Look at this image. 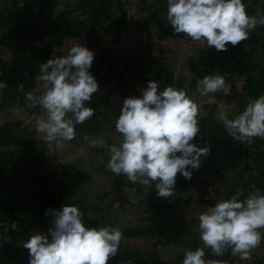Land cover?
I'll return each mask as SVG.
<instances>
[{
    "label": "crops",
    "instance_id": "0c3cea01",
    "mask_svg": "<svg viewBox=\"0 0 264 264\" xmlns=\"http://www.w3.org/2000/svg\"><path fill=\"white\" fill-rule=\"evenodd\" d=\"M0 1V129H32L41 142L40 149L22 152L26 156L16 165L3 169L0 165V177L4 172L17 179L26 177L30 187L26 199L0 197V264H29L23 244L38 232L30 223L39 219L41 232L47 234L51 215L45 216V211L63 204L77 206L86 227L120 229L118 253L108 264H182L185 250L196 248H203L204 259L211 264H230L238 258L230 248L217 256L204 247L198 217L237 189L242 192L240 199L246 198V181L254 179L258 184L264 138H255L250 145L233 140L219 114L233 118L264 94V26L258 24L247 40L229 45L227 51L213 47L201 52L189 43L191 38L175 34L167 23L165 0ZM243 3L249 15L264 14V0ZM142 29L154 37L148 41L138 37ZM84 31L95 44L89 71L99 87L85 102L94 115L75 126L73 140L49 143L37 131L38 121L47 113L33 106L26 94L43 91L39 65L66 55ZM100 41H114L117 47L104 52L96 45ZM99 61L101 70L94 67ZM206 74L223 76L224 88L200 96L198 82ZM149 80L162 89H183L197 103L200 132L191 143L210 148L191 179L177 174L169 198L156 195L154 182L150 188L113 174L106 168L107 147H90L92 139L119 144L122 137L115 121L123 100L142 95ZM45 169L49 172L42 174ZM39 189L44 193L42 206L35 194ZM260 231L264 234V229ZM248 261L264 264V240L251 250Z\"/></svg>",
    "mask_w": 264,
    "mask_h": 264
},
{
    "label": "clouds",
    "instance_id": "9594fccd",
    "mask_svg": "<svg viewBox=\"0 0 264 264\" xmlns=\"http://www.w3.org/2000/svg\"><path fill=\"white\" fill-rule=\"evenodd\" d=\"M166 20L175 34L183 33L216 51H227L249 38L264 14L249 15L243 0H165ZM93 51L84 44L72 45L66 55L50 58L39 65L43 91L26 94L33 106L47 113L37 123V131L46 142L71 141L75 126L94 115L85 102L98 91V82L90 73ZM223 76L206 74L199 79L200 96L214 94L224 88ZM198 105L183 89L160 87L149 80L140 96L123 100L115 129L121 134L119 144L105 145L92 139L90 147H107L106 168L123 175L129 182L150 188L154 182L156 195L169 198L175 192L177 174L191 179L193 170L201 166L209 146L191 143L200 132ZM219 121L227 135L243 144L264 138V94L251 100L233 118L220 112ZM88 139V137H84ZM57 146L59 144L57 143ZM179 153V155H178ZM237 191L229 198L208 207L199 217L200 240L204 247L221 256L231 249L233 256L250 259L264 234V193L259 190L240 199ZM51 215L47 234L36 232L24 242L29 264H108L116 256L122 239L118 227H86L83 214L75 205L45 211ZM203 248L185 250L182 264H211L204 259Z\"/></svg>",
    "mask_w": 264,
    "mask_h": 264
},
{
    "label": "rangeland",
    "instance_id": "374dc122",
    "mask_svg": "<svg viewBox=\"0 0 264 264\" xmlns=\"http://www.w3.org/2000/svg\"><path fill=\"white\" fill-rule=\"evenodd\" d=\"M0 5H1V1H0ZM86 32H85V35L84 36L91 40L92 38H90L89 33H86ZM56 42L57 41H54V44L53 45H57ZM56 48H57L56 46L53 47V49H56ZM19 127L18 126L17 127L16 126H11L10 129H6V128L3 129L2 128V129H0V133H2L4 131L5 132L6 131H9L12 134H18V133H21V132H25L26 133L27 132L26 136L29 137V138H31L32 142L31 141H30V143L28 142L29 144L25 145V147H14V146L6 147V148L5 147H0V165L2 166V168L0 166L1 169L4 168L5 163L9 167L12 166V165H14L15 163H17V161H19V159H21L22 156L25 155L24 153H22L25 150H30V149L31 150H38V148L39 149L41 148V147H38V144H40L41 142L38 141L37 136H36L37 134H36L35 131L33 132L32 129H28V130L26 129L25 130V128H19ZM5 150H10L11 152H13V156H10V158L8 160H6L7 159V158H5L6 156H3L1 154V152L5 151ZM39 159L41 160V158H39ZM46 159H47V161H50V158H46ZM48 172L49 171L46 170L42 174H47ZM48 175H50V174H48ZM249 178H248V180H249ZM27 179L28 178H26V177H22V178L20 177L19 179L13 178L9 174H7L6 172H4L2 174V176L0 177V197H2V198H8V199H11V200L12 199H15V198L18 199V200L19 199H24V198L26 199L27 198L26 197V192L29 191V189H30V187L27 185ZM30 180L31 179L29 178V181ZM247 183H248V181H246V184ZM41 187L42 186H40V188ZM207 189L209 190V187ZM35 194L36 195L39 194V198L38 199H41V197L44 195V193L40 189ZM42 203H43V200L42 201H39L40 206H42ZM39 214L41 215V212H39ZM51 219H52V217H51ZM51 219L49 221L50 226H51ZM40 222L41 221L39 219H35L34 222L30 223L31 229H33L34 231L41 232L42 231V224ZM1 230H2V228L0 229V232H2ZM239 259H240L239 257L238 258L235 257L234 258L235 261L233 260L230 264H238V260ZM248 262L249 261L247 260V263Z\"/></svg>",
    "mask_w": 264,
    "mask_h": 264
},
{
    "label": "built area",
    "instance_id": "2783aa9c",
    "mask_svg": "<svg viewBox=\"0 0 264 264\" xmlns=\"http://www.w3.org/2000/svg\"><path fill=\"white\" fill-rule=\"evenodd\" d=\"M137 36L141 37L143 40H151L154 36L150 35V33L147 32V30H141L137 32ZM79 44H84V46H86L89 50H91L93 48L92 42L90 39H88L85 36H82L81 38H79ZM190 44H196V47L199 49V51L203 52V51H207L210 50L213 47H207V45L203 42L200 41H193L190 40L189 41ZM97 47L101 48V50H103L104 52H110L112 50H114L117 47V44L114 41L111 42H98ZM256 172V170H254V173ZM247 189L249 190V195L252 193L257 192V190H259L262 193L261 188L257 185V183L255 182L254 179H251L248 184H247ZM247 260H242L239 259L238 260V264H246Z\"/></svg>",
    "mask_w": 264,
    "mask_h": 264
},
{
    "label": "trees",
    "instance_id": "16d2710c",
    "mask_svg": "<svg viewBox=\"0 0 264 264\" xmlns=\"http://www.w3.org/2000/svg\"><path fill=\"white\" fill-rule=\"evenodd\" d=\"M96 43V41H94ZM94 67L97 70H101L102 69V62H96L94 63ZM27 132H21L18 134H12L9 131H4L2 133H0V147H25V145L29 144L30 141L32 142L31 138L26 136ZM29 138V139H28ZM29 142V143H28ZM32 144V143H31ZM1 154L3 156H6L5 158H7L6 160H8L10 158V156H13V152H11L10 150H5L3 152H1ZM5 168H8L7 164L5 163L4 165ZM259 179L258 181V186L261 188L262 193H264V164L261 165L259 167ZM1 213V211H0Z\"/></svg>",
    "mask_w": 264,
    "mask_h": 264
}]
</instances>
